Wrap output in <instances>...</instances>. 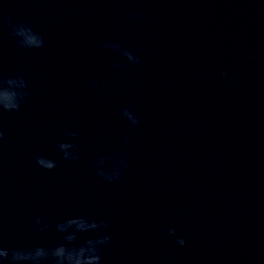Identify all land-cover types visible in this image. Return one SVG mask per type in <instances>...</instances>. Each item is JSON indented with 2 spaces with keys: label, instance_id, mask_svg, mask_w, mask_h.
Returning a JSON list of instances; mask_svg holds the SVG:
<instances>
[{
  "label": "clouds",
  "instance_id": "9594fccd",
  "mask_svg": "<svg viewBox=\"0 0 264 264\" xmlns=\"http://www.w3.org/2000/svg\"><path fill=\"white\" fill-rule=\"evenodd\" d=\"M9 21L10 17H7ZM12 35L18 38V42L25 48H41L44 45L43 37L35 32L27 24L17 23L12 25ZM105 47L111 48L118 52L119 55L126 58L131 63H138L139 59L130 50L122 48L119 44H106ZM251 58L254 60L255 54ZM114 67L118 65H113ZM222 78H227L228 83L232 79L227 72L220 73ZM27 82L23 77L0 79V114L3 112L19 111L22 100L27 96ZM122 115L132 124L139 123L137 116L125 108ZM65 135L75 138L76 132L66 131ZM4 139L2 127H0V142ZM57 148L64 160L77 159V154L73 151L75 145L69 142H60ZM108 157H100L97 164L103 166ZM35 163L45 171H52L57 167V161L44 155H36ZM128 166L127 158L119 156L110 167V170H104L103 167L97 168V174L105 182L111 183L118 180L123 168ZM37 225L42 224V218L37 217ZM51 221L44 223L40 231L52 228ZM55 231L62 234V241L54 246L47 243H40L32 247L9 248L3 243L0 236V264H102V248L111 243V236L108 233L109 224L105 220H97L90 216H73L58 222L54 225ZM98 233L94 238L89 237L79 240L81 234ZM169 234L176 236L174 228L169 229ZM176 243L183 247L186 241L182 237L176 238Z\"/></svg>",
  "mask_w": 264,
  "mask_h": 264
}]
</instances>
